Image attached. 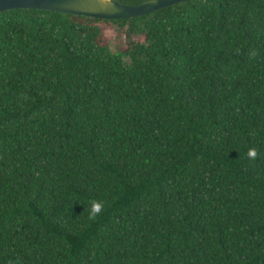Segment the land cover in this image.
I'll list each match as a JSON object with an SVG mask.
<instances>
[{
    "label": "trees",
    "instance_id": "16d2710c",
    "mask_svg": "<svg viewBox=\"0 0 264 264\" xmlns=\"http://www.w3.org/2000/svg\"><path fill=\"white\" fill-rule=\"evenodd\" d=\"M0 264H264V0L1 11Z\"/></svg>",
    "mask_w": 264,
    "mask_h": 264
},
{
    "label": "water",
    "instance_id": "95a60500",
    "mask_svg": "<svg viewBox=\"0 0 264 264\" xmlns=\"http://www.w3.org/2000/svg\"><path fill=\"white\" fill-rule=\"evenodd\" d=\"M184 0H143L127 4L118 0H0V12L14 8H40L99 18H126L150 13Z\"/></svg>",
    "mask_w": 264,
    "mask_h": 264
},
{
    "label": "rangeland",
    "instance_id": "374dc122",
    "mask_svg": "<svg viewBox=\"0 0 264 264\" xmlns=\"http://www.w3.org/2000/svg\"><path fill=\"white\" fill-rule=\"evenodd\" d=\"M105 42L109 44L110 48L113 51H116L119 48H125L127 46V37L125 32H121L118 24L110 23L105 26ZM138 40H144V35H137Z\"/></svg>",
    "mask_w": 264,
    "mask_h": 264
},
{
    "label": "clouds",
    "instance_id": "9594fccd",
    "mask_svg": "<svg viewBox=\"0 0 264 264\" xmlns=\"http://www.w3.org/2000/svg\"><path fill=\"white\" fill-rule=\"evenodd\" d=\"M247 155L249 157H255L256 150L253 148H249ZM101 208H102V205L98 201H93L90 206L89 214L94 216L95 214L100 212Z\"/></svg>",
    "mask_w": 264,
    "mask_h": 264
}]
</instances>
